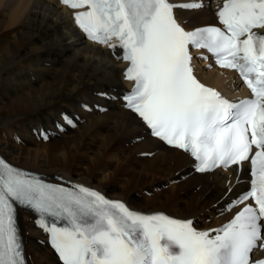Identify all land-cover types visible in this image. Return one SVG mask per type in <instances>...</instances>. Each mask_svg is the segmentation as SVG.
Returning a JSON list of instances; mask_svg holds the SVG:
<instances>
[{
  "label": "snow or ice",
  "instance_id": "1",
  "mask_svg": "<svg viewBox=\"0 0 264 264\" xmlns=\"http://www.w3.org/2000/svg\"><path fill=\"white\" fill-rule=\"evenodd\" d=\"M78 26L101 44L114 38L135 81L124 96L154 136L191 153L198 171L250 164L247 204L219 229L199 230L191 219L144 214L94 189L64 187L0 158V264H27L16 204L39 215L38 224L63 264H264V0H224L223 25L188 31L170 0H62ZM207 49L217 63L239 72L252 97L238 102L193 74L189 46ZM70 122V121H69ZM45 139L47 136L44 137ZM256 149L253 151V149ZM215 233L213 235L212 233Z\"/></svg>",
  "mask_w": 264,
  "mask_h": 264
},
{
  "label": "bare ground",
  "instance_id": "2",
  "mask_svg": "<svg viewBox=\"0 0 264 264\" xmlns=\"http://www.w3.org/2000/svg\"><path fill=\"white\" fill-rule=\"evenodd\" d=\"M174 1L203 4L178 10L193 28L215 23L222 0ZM123 66L120 48L85 40L58 0H0V150L21 167L135 210L193 219L199 230L221 225L235 211L225 208L247 188L244 176L232 169L195 173L188 154L150 137L121 104L130 85ZM202 71L209 84L237 89L231 72ZM63 113L78 125L67 126ZM19 220L29 264H60L36 218L21 211Z\"/></svg>",
  "mask_w": 264,
  "mask_h": 264
},
{
  "label": "rangeland",
  "instance_id": "3",
  "mask_svg": "<svg viewBox=\"0 0 264 264\" xmlns=\"http://www.w3.org/2000/svg\"><path fill=\"white\" fill-rule=\"evenodd\" d=\"M108 111H111V110H108ZM156 190V189H155ZM146 195H150V191H146L145 193ZM167 212V211H166Z\"/></svg>",
  "mask_w": 264,
  "mask_h": 264
}]
</instances>
